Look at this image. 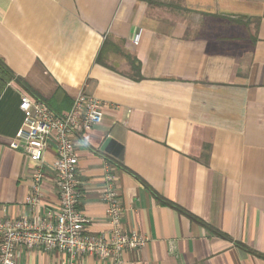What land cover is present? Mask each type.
Instances as JSON below:
<instances>
[{
	"label": "crops",
	"instance_id": "1",
	"mask_svg": "<svg viewBox=\"0 0 264 264\" xmlns=\"http://www.w3.org/2000/svg\"><path fill=\"white\" fill-rule=\"evenodd\" d=\"M0 59L58 115L79 90L101 102L72 136L77 208L109 238L104 193H118L123 229L146 240L120 264H264V0H0ZM23 95L36 100L13 80L0 95L2 221L59 208L55 139L37 184L12 147ZM17 264L68 261L18 248Z\"/></svg>",
	"mask_w": 264,
	"mask_h": 264
},
{
	"label": "built area",
	"instance_id": "2",
	"mask_svg": "<svg viewBox=\"0 0 264 264\" xmlns=\"http://www.w3.org/2000/svg\"><path fill=\"white\" fill-rule=\"evenodd\" d=\"M19 109L24 118L12 147L23 149L28 159L36 165V184L42 177L41 162L48 142L51 138L56 141L57 155L53 170L59 208L44 218L0 220V264H17L18 248L57 251L67 256L68 264L87 255L99 261L115 259L120 264L117 259L123 251L144 246L146 240L137 232L123 229L118 193L111 185H107L104 193L106 217L110 224L109 238L88 233V220L77 208V157L72 136L85 134L101 123V102L79 90L73 97L70 109L63 115H55L43 102L27 95L21 97ZM27 202L36 204L35 198H28Z\"/></svg>",
	"mask_w": 264,
	"mask_h": 264
},
{
	"label": "trees",
	"instance_id": "3",
	"mask_svg": "<svg viewBox=\"0 0 264 264\" xmlns=\"http://www.w3.org/2000/svg\"><path fill=\"white\" fill-rule=\"evenodd\" d=\"M130 62L132 65V69L137 70V67L135 66V61L131 60ZM12 80L15 81L17 84H19L30 95L35 97L37 101L43 102L55 115H58V112L52 107L53 98H51L50 100L44 99L39 93L33 90L28 84H26L21 79L15 77L13 73L8 69V67L4 64V62L0 59V95L2 91L4 90L6 84H8Z\"/></svg>",
	"mask_w": 264,
	"mask_h": 264
}]
</instances>
